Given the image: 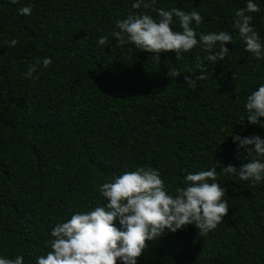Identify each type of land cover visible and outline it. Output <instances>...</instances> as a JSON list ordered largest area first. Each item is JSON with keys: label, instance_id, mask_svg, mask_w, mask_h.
I'll return each instance as SVG.
<instances>
[{"label": "trees", "instance_id": "1", "mask_svg": "<svg viewBox=\"0 0 264 264\" xmlns=\"http://www.w3.org/2000/svg\"><path fill=\"white\" fill-rule=\"evenodd\" d=\"M134 2L0 0V257L36 264L51 250L53 228L106 204L98 186L125 171L158 170L174 196L188 173L215 166L229 206L224 222L205 235L192 224L166 230L137 264H264V180L221 172L249 162L233 135L264 138V127L240 122L247 96L264 83V59L245 51L233 26L247 0H157L156 8L198 12L197 38L233 36L227 57L214 64L202 43L179 60L161 53L159 63L134 44L118 46L117 20L157 17ZM254 2L260 11L250 13L252 26L264 43V0ZM28 5L32 14H19ZM172 28L180 30L175 17ZM101 36L106 45L97 43ZM12 39L19 43H3ZM44 58L52 61L47 68ZM37 59L41 66L26 78ZM170 69L181 75L168 76ZM188 69L207 79L187 85Z\"/></svg>", "mask_w": 264, "mask_h": 264}, {"label": "clouds", "instance_id": "2", "mask_svg": "<svg viewBox=\"0 0 264 264\" xmlns=\"http://www.w3.org/2000/svg\"><path fill=\"white\" fill-rule=\"evenodd\" d=\"M12 4L20 0H10ZM157 0H135L133 9H153L157 17L146 13H129L126 18L116 21L112 35L118 40V46L126 43L134 44L141 51L153 54L159 63L161 53L174 52L176 59L191 51L198 43H202L204 51L209 55L207 61L216 63L224 60L229 49L227 43H233L234 38L226 31L197 33L192 27L198 26L203 17L196 11L186 13L178 8L164 10L156 8ZM259 5L254 0H247L246 7L236 10L234 28L245 44V51L251 53L257 60L264 59V43L259 33L252 26L253 16L258 13ZM21 15H31L32 6H21ZM174 17L180 30H174ZM9 47L16 46L19 41L12 39L4 41ZM97 43L106 45L107 37H99ZM218 49L215 55L213 50ZM199 61V57L196 58ZM52 63L50 58H44L42 66L47 68ZM41 66L37 59L29 65L25 77H32ZM185 75L187 85L195 88L198 81L207 79L203 70L200 75ZM181 75L177 69H170L168 76L176 78ZM38 78V77H37ZM247 117L241 118L250 125L264 127V83L247 96L245 104ZM233 143L237 150L247 153L248 163L241 165L239 171L233 165H228L221 172L238 174L244 181L258 183L264 180V138L259 135H233ZM185 187L176 188L173 196L168 193L165 182L158 170L152 167H138L133 171H125L112 181L98 186L106 204L97 206L88 212H76L66 222L58 223L50 232L52 239L46 242L50 251L37 257L36 264H137L138 258L148 247V241L161 238L165 231L177 232L192 224L200 235L214 231L224 222L228 213V203L224 200L226 189L217 182V168L188 173L184 180ZM116 221L120 227L116 226ZM24 257L14 259L0 257V264H23Z\"/></svg>", "mask_w": 264, "mask_h": 264}]
</instances>
